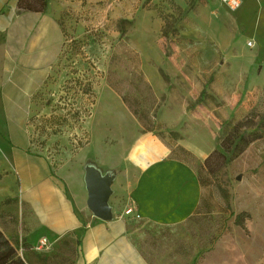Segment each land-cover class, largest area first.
<instances>
[{
    "label": "rangeland",
    "instance_id": "obj_1",
    "mask_svg": "<svg viewBox=\"0 0 264 264\" xmlns=\"http://www.w3.org/2000/svg\"><path fill=\"white\" fill-rule=\"evenodd\" d=\"M91 4L102 9L103 22L94 24L85 12L71 14L74 33L68 34L58 74L41 97L39 116L26 127L32 147L44 149L56 166L78 154L88 140L84 129L91 120H80L74 91L79 79L91 90L96 83L85 73L77 76L78 68L98 67V85L111 87L145 130L181 153L196 169L204 189L197 213L181 226L135 221L143 235L142 250L154 261L166 256L170 264H264V137L222 168L217 160L206 167L205 160L190 156L183 146L203 147L207 157L221 150L228 130L225 121L249 119V127L264 133V88L244 89L245 68L255 50L246 45L234 16L223 0H93ZM80 20L87 23L86 34L79 33ZM86 99L89 103L91 97ZM120 105L112 101L113 117L91 123L93 133L85 148L92 158L108 151V164L121 165L133 142L134 120ZM2 163L0 223H16L20 183L16 171ZM67 164L72 190H77L78 164ZM207 255L209 262L204 261ZM47 264L64 262L58 253Z\"/></svg>",
    "mask_w": 264,
    "mask_h": 264
},
{
    "label": "crops",
    "instance_id": "obj_2",
    "mask_svg": "<svg viewBox=\"0 0 264 264\" xmlns=\"http://www.w3.org/2000/svg\"><path fill=\"white\" fill-rule=\"evenodd\" d=\"M18 1L0 0V160L16 171L21 196L20 206L14 210L16 223H0V229L27 264L50 263L58 253L64 264H170L166 256L154 261L142 250L139 239L143 235L133 223L138 220L177 227L191 219L204 192L196 169L156 133L145 130L111 87L98 85V67L93 66L78 68V73L85 71L96 82L95 101L84 120H91L85 125L88 140L84 148L73 159L56 166L44 149L32 147L26 127L39 116L41 97L58 74L68 34L74 33L71 14L85 12L91 22L101 25L102 9L91 4L93 0L86 6L78 0H47L42 12L23 11ZM241 1L236 11L227 9L246 45L255 50L245 68L244 86L255 91L264 88V0ZM78 25L81 35L88 32L85 20ZM250 41L252 46L248 45ZM69 70L67 67L66 72ZM112 101L122 106L135 127L132 145L121 165L107 163L108 151L102 150L93 158L85 151L93 133L91 123L106 115L113 117ZM183 146L190 156L207 158L203 147ZM68 162L78 164L77 190H72ZM89 165H95L103 175L112 172L114 176L110 220L96 217L88 207L85 175ZM129 208L132 214H126ZM42 237L49 239V247L35 251ZM207 257L204 261L209 262Z\"/></svg>",
    "mask_w": 264,
    "mask_h": 264
},
{
    "label": "trees",
    "instance_id": "obj_3",
    "mask_svg": "<svg viewBox=\"0 0 264 264\" xmlns=\"http://www.w3.org/2000/svg\"><path fill=\"white\" fill-rule=\"evenodd\" d=\"M47 0H19L18 7L23 11L42 12L45 10ZM166 33L163 31V35ZM71 48V46H70ZM249 119L237 123L225 121L223 125L228 126V130L222 137V149L214 150L206 159L205 166L211 167L213 160H217L219 168L224 167L230 161L238 158L254 141L264 137L260 129H253L247 125ZM230 154V157H227ZM200 182H201V178ZM239 216L237 221L239 222ZM36 251V250H35ZM0 264H27L26 261L18 254L17 248L6 237L0 229Z\"/></svg>",
    "mask_w": 264,
    "mask_h": 264
},
{
    "label": "water",
    "instance_id": "obj_4",
    "mask_svg": "<svg viewBox=\"0 0 264 264\" xmlns=\"http://www.w3.org/2000/svg\"><path fill=\"white\" fill-rule=\"evenodd\" d=\"M113 179L112 172L103 175L95 165H89L86 168L85 182L88 190V207L96 217L105 221L113 217L109 203L113 193Z\"/></svg>",
    "mask_w": 264,
    "mask_h": 264
},
{
    "label": "built area",
    "instance_id": "obj_5",
    "mask_svg": "<svg viewBox=\"0 0 264 264\" xmlns=\"http://www.w3.org/2000/svg\"><path fill=\"white\" fill-rule=\"evenodd\" d=\"M223 3L231 10V11H236L237 9L240 8L242 1L241 0H223ZM248 45L252 46L253 43L250 41L248 43ZM82 73V74H81ZM83 73H85V75L88 76V74L85 71H80L78 73L77 76L82 77ZM84 75V76H85ZM89 77V76H88ZM79 86H78V90L74 91L75 93V100L79 99V103H78V107H76L78 109V111L80 112V120L84 121L87 118V113L88 115L91 112L92 106L94 104L95 101V94L93 93L94 90L89 89V88H85V81L83 79H79ZM86 96L91 97V100L89 103H87V99ZM133 213V209L129 208L126 210V214H132ZM50 241L47 237H42L39 242L37 243L36 246H34V249L36 251H44L45 249H47L49 247Z\"/></svg>",
    "mask_w": 264,
    "mask_h": 264
}]
</instances>
